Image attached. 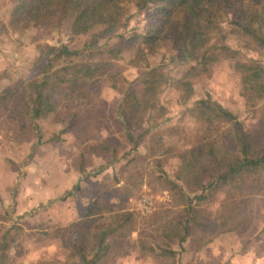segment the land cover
<instances>
[{"label":"rangeland","instance_id":"1","mask_svg":"<svg viewBox=\"0 0 264 264\" xmlns=\"http://www.w3.org/2000/svg\"><path fill=\"white\" fill-rule=\"evenodd\" d=\"M9 10L10 0H0V95L10 88L20 87L34 76L41 45L67 44L73 49L84 42V39L72 42L66 24L11 28ZM152 14V8L136 13L125 35L145 34ZM229 44L244 53L241 59L264 63V51L245 48L238 38L230 39ZM128 59L129 54L116 69L121 74L120 79H126L125 86L133 83L141 72L129 66ZM159 60L157 57L154 61ZM185 69L169 65L165 72L170 79L177 80ZM241 93L240 75L228 61L220 62L212 74L196 81L195 94L188 102H184L181 91L175 86L166 87L159 100L162 109L154 115L160 125L151 139L143 140L140 153L149 154L145 146L150 145L159 146L162 154L168 151L162 156L159 154L157 161L175 181L180 158L195 145L202 131L190 112L196 101L210 95L237 114L246 129L258 126L260 111L250 112ZM103 98L108 102L109 112L117 109L116 92L106 90ZM0 106V243L8 232L12 250L7 264H81L75 243L79 244V249L85 244L86 254L91 259L92 248L98 243L95 236L108 227L113 229L118 215L123 213L131 214L132 221L126 223L125 230H117L107 237L113 245L100 264H234L237 255H248L241 264H264V198L250 195L247 223L237 230L233 224L230 226L233 231L218 234L215 225L222 222V217L233 216L234 210L246 200L236 198L239 193L231 186L226 187L202 203L194 201L199 214L187 225L190 216L180 195L170 189L165 179H159L160 174L150 168L149 160L139 159L127 167L129 162L125 158L115 168H107L94 176L112 159V151L92 146L101 138H116L120 156L133 149L134 144L128 140L122 123H110L103 132L81 125L62 132L66 125L58 121L59 117L51 115L37 122L40 131L36 134L19 130L17 122L8 120L4 104ZM142 122V128H147L151 121L144 125ZM226 130L227 126L221 125L214 134L221 139ZM155 134L159 135V145ZM37 135L42 136L39 145ZM77 184L79 190L76 191ZM182 185L190 198H194L195 186L187 181ZM69 191L72 196L63 200ZM49 201L54 202L40 207ZM168 223L176 227L178 238L184 235L187 225L189 232L183 253L178 238L171 242L172 236H166L171 229H165ZM122 233L125 236L121 241ZM158 243L175 249L177 255L161 256Z\"/></svg>","mask_w":264,"mask_h":264},{"label":"trees","instance_id":"2","mask_svg":"<svg viewBox=\"0 0 264 264\" xmlns=\"http://www.w3.org/2000/svg\"><path fill=\"white\" fill-rule=\"evenodd\" d=\"M149 8L153 9V14L147 32L126 36L130 20ZM64 24L69 28L71 41L84 39L83 44L73 49L67 44L41 45L34 76L20 87L10 88L0 95L8 120L17 122L19 130L36 134L40 131L37 122L51 115L59 117L58 121L66 125L62 132L75 130L80 125L103 132L110 123L120 122L128 140L134 144L133 149L120 156L116 138H101L92 146L112 151V159L94 176L107 168H115L125 158L129 162L127 167L139 159H147L150 168L160 174L159 179H165L170 189L180 195L190 216L187 225L199 214L194 201L202 203L214 192L229 186L239 193L236 198L246 200L234 210L233 216L222 217L215 229L218 234L231 232V225L235 224L234 230H237L247 223L250 195L264 198V63L241 59L244 53L231 46L229 40L238 38L245 48L264 51V0H10L8 25L11 28ZM127 54L128 65L141 70L129 86H125L126 79H120L121 74L116 70ZM157 57H160L159 62L154 61ZM222 61H228L240 75L241 96L248 110L253 114L260 111L258 126L246 129L237 114L210 95L196 101L190 112L202 131L195 145L180 158V170L173 181L157 161L159 154L162 156L168 151L162 154L156 145L145 146L149 154L139 151L143 140L151 139L160 125L154 117L162 109L160 96L166 87L173 85L181 91L184 102L190 101L195 94L196 81L212 74ZM169 65L187 69L180 79L172 80L165 72ZM106 90L118 96L115 111L108 110V102L103 98ZM146 120L151 122L147 128H142L141 122L144 121V125ZM221 125L227 126V133L219 139L214 133ZM154 137L159 145V135ZM36 138L39 145L42 136ZM183 181L195 186L194 198L186 193ZM65 196L63 200L72 193L69 191ZM131 221V214H119L113 229L108 227L97 234L98 243L92 248L91 259L86 254L88 247L84 244L79 249V244L75 243L81 264H100L113 245L107 237L117 230H125L126 223ZM171 225H165V229L171 228L166 236H172L171 242H174L178 234ZM187 225L184 235L178 238L182 253L189 232ZM7 235L8 232L0 243V264H7L11 256L12 244ZM120 236L122 241L125 235ZM157 249L161 256L177 255L175 249L165 248L160 243Z\"/></svg>","mask_w":264,"mask_h":264},{"label":"crops","instance_id":"3","mask_svg":"<svg viewBox=\"0 0 264 264\" xmlns=\"http://www.w3.org/2000/svg\"><path fill=\"white\" fill-rule=\"evenodd\" d=\"M248 255H237L236 256V260L234 261V264H241V260H242V263L246 260Z\"/></svg>","mask_w":264,"mask_h":264}]
</instances>
